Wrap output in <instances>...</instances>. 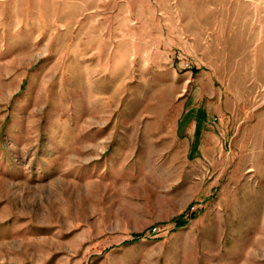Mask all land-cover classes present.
I'll use <instances>...</instances> for the list:
<instances>
[{
	"label": "rangeland",
	"instance_id": "obj_1",
	"mask_svg": "<svg viewBox=\"0 0 264 264\" xmlns=\"http://www.w3.org/2000/svg\"><path fill=\"white\" fill-rule=\"evenodd\" d=\"M0 264H264V0H0Z\"/></svg>",
	"mask_w": 264,
	"mask_h": 264
},
{
	"label": "trees",
	"instance_id": "obj_2",
	"mask_svg": "<svg viewBox=\"0 0 264 264\" xmlns=\"http://www.w3.org/2000/svg\"><path fill=\"white\" fill-rule=\"evenodd\" d=\"M177 223V227L178 228H182V227H185L187 224H188V221H184V220H177L176 221ZM136 237V240H140L142 238V235L141 234H138V235H135Z\"/></svg>",
	"mask_w": 264,
	"mask_h": 264
}]
</instances>
